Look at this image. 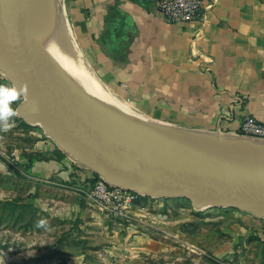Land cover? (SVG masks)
I'll list each match as a JSON object with an SVG mask.
<instances>
[{"label":"crops","instance_id":"0c3cea01","mask_svg":"<svg viewBox=\"0 0 264 264\" xmlns=\"http://www.w3.org/2000/svg\"><path fill=\"white\" fill-rule=\"evenodd\" d=\"M56 2L97 78L135 111L201 133L234 134L248 115L264 123V0H218L203 20L183 23H167L157 0ZM48 145L51 159L32 169L38 180L72 171Z\"/></svg>","mask_w":264,"mask_h":264},{"label":"water","instance_id":"95a60500","mask_svg":"<svg viewBox=\"0 0 264 264\" xmlns=\"http://www.w3.org/2000/svg\"><path fill=\"white\" fill-rule=\"evenodd\" d=\"M53 6L57 11L56 0H0V71L11 83L29 86L18 114L43 125L58 146L108 184L264 219V143L212 144L191 135L201 132L147 124L100 103L49 54L41 30Z\"/></svg>","mask_w":264,"mask_h":264},{"label":"rangeland","instance_id":"374dc122","mask_svg":"<svg viewBox=\"0 0 264 264\" xmlns=\"http://www.w3.org/2000/svg\"><path fill=\"white\" fill-rule=\"evenodd\" d=\"M19 117L11 129H0V162L16 165L0 170L5 264H264V220L253 223L252 214L240 210L197 209L185 198L148 196L147 211L130 221L105 215L87 195L94 182L83 180L96 173L58 146L40 124ZM51 141L62 153L55 152L57 157L72 159V171L62 167L38 180L32 169L37 161L51 159ZM31 249L34 256L28 255Z\"/></svg>","mask_w":264,"mask_h":264},{"label":"bare ground","instance_id":"6f19581e","mask_svg":"<svg viewBox=\"0 0 264 264\" xmlns=\"http://www.w3.org/2000/svg\"><path fill=\"white\" fill-rule=\"evenodd\" d=\"M61 14L63 19L57 15L55 7L53 6L41 30L49 54L57 62L60 69L80 89L105 106L144 123L167 128L164 125L152 121L144 114L135 111V108L132 109L129 105L119 100L107 87L102 85L82 53L77 49L69 33L65 15L63 12ZM41 126L43 127V125ZM191 135L204 142L235 148H252L259 143H264L263 140L254 138H252L254 140H251L249 139L250 137L247 138L233 134L219 138L201 133H192Z\"/></svg>","mask_w":264,"mask_h":264},{"label":"built area","instance_id":"2783aa9c","mask_svg":"<svg viewBox=\"0 0 264 264\" xmlns=\"http://www.w3.org/2000/svg\"><path fill=\"white\" fill-rule=\"evenodd\" d=\"M217 4L218 0H157L158 11L167 23L201 21L205 18V10ZM0 83H11L1 71ZM233 135L264 141V123L248 115ZM87 195L99 203L103 213L107 216H119L130 221L136 216L135 213L141 216L144 211H147L146 198L148 196L108 184L101 177L93 183Z\"/></svg>","mask_w":264,"mask_h":264},{"label":"clouds","instance_id":"9594fccd","mask_svg":"<svg viewBox=\"0 0 264 264\" xmlns=\"http://www.w3.org/2000/svg\"><path fill=\"white\" fill-rule=\"evenodd\" d=\"M29 98V86L17 83H0V129L9 130L16 124L14 117L18 114V107L14 102ZM35 249L28 250L29 256H34ZM0 264H5V253H0Z\"/></svg>","mask_w":264,"mask_h":264},{"label":"trees","instance_id":"16d2710c","mask_svg":"<svg viewBox=\"0 0 264 264\" xmlns=\"http://www.w3.org/2000/svg\"><path fill=\"white\" fill-rule=\"evenodd\" d=\"M18 102V101H17ZM98 179H100L99 175L98 174H94L93 177H85L83 180H84V183H93L95 181H97Z\"/></svg>","mask_w":264,"mask_h":264}]
</instances>
